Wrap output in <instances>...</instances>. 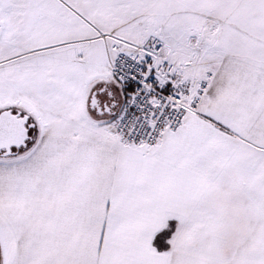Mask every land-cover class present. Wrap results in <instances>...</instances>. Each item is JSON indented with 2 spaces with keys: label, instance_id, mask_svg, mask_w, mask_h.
I'll list each match as a JSON object with an SVG mask.
<instances>
[{
  "label": "snow or ice",
  "instance_id": "obj_1",
  "mask_svg": "<svg viewBox=\"0 0 264 264\" xmlns=\"http://www.w3.org/2000/svg\"><path fill=\"white\" fill-rule=\"evenodd\" d=\"M0 264H264V0H0Z\"/></svg>",
  "mask_w": 264,
  "mask_h": 264
}]
</instances>
